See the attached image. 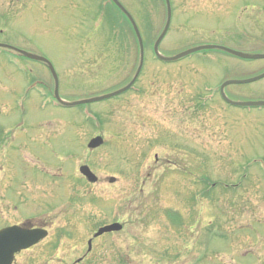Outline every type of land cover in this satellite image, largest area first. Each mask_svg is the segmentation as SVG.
I'll return each mask as SVG.
<instances>
[{
	"label": "rangeland",
	"instance_id": "rangeland-1",
	"mask_svg": "<svg viewBox=\"0 0 264 264\" xmlns=\"http://www.w3.org/2000/svg\"><path fill=\"white\" fill-rule=\"evenodd\" d=\"M119 1L146 44L135 93L84 108H52L45 103V93L53 90L47 69L0 53V125L7 133L19 126L16 133H23L26 144L14 152L11 138L0 142V227L14 220L7 221L15 208H23L21 217H34L33 224L49 231L46 241L13 264H72L85 254L95 226L112 222L123 231L95 239L83 264H264V170L250 161L264 157V108L224 106L216 92L224 80L262 73L264 60L214 51L163 65L151 49L164 26L163 1ZM170 1L162 54L197 45L264 53V0ZM102 4L108 5L106 0H0V42L50 61L66 101L110 92L132 78L139 55L126 23L118 17L112 27L111 18L99 11ZM29 79L37 90L25 96L21 91ZM227 92L239 100L264 101V78ZM201 98L208 103L201 106ZM94 136L104 145L91 151L86 145ZM81 165L98 177L96 185L84 182ZM9 176H15L6 185L10 193L4 188ZM111 177L114 184L108 183ZM202 179L205 196L199 194ZM18 188L26 191L17 198L24 202L15 199L9 208L7 199ZM161 206H174L182 226L159 213ZM198 225L203 230L194 237ZM170 245L174 252L164 260L152 252Z\"/></svg>",
	"mask_w": 264,
	"mask_h": 264
},
{
	"label": "water",
	"instance_id": "water-1",
	"mask_svg": "<svg viewBox=\"0 0 264 264\" xmlns=\"http://www.w3.org/2000/svg\"><path fill=\"white\" fill-rule=\"evenodd\" d=\"M129 19L133 30L135 32V35L137 37L138 40V44H139V51H140V58H139V65L137 68V71L135 73L134 78L131 80V82L124 87L123 89H120L118 91H115L111 94H107V95H103L100 97H96V98H91V99H87V100H83V101H79V102H66L63 101L59 98L58 96V88H57V77L54 73V70L51 66V64L44 58L36 56V55H32L23 51H19L20 54L24 55L27 58H30L32 60H36V61H41L44 62L48 65L49 69L51 70L53 77H54V81H55V89H54V96L56 98V100L59 102V104H61L64 107H74L80 104H85V103H92V102H97V101H101L104 99H108L111 98L113 96H116L118 94H121L122 92L126 91L136 80L138 74L141 71L142 65H143V44H142V40L140 37V33L136 27V24L134 23V21L132 20V18L129 16V14L123 9V7L118 3L117 0H111ZM166 4H167V20H166V24L164 26L163 31L161 32V34L159 35V37L156 39L154 46H153V52L155 54V56L162 62H174L179 60L182 57H185L191 53H194L196 51L199 50H212V49H217V50H221L224 52H227L229 54H232L236 57H239L241 59H246V60H254V59H261L264 58V55H249V54H243L240 52H236L224 47H220V46H201V47H197V48H192L189 49L187 51H184L182 53H179L175 56L172 57H166L161 55L158 52V46L160 44V42L162 41V39L164 38L168 27H169V23H170V8H169V3L168 0H166ZM264 77V74L253 78V79H248V80H243V81H226L221 85L220 88V92L222 95V98L224 99L225 102H227L230 105L233 106H238V107H264V102H234L229 100L225 94H224V88L230 84H244V83H249V82H253L255 80H258L260 78ZM102 144V140L99 137H96L94 139H92L88 145V147L90 149L96 148L99 145ZM80 172L82 173V175H84L88 181L90 182H95L96 181V177L89 171V169L87 167H82L80 169ZM111 182H113V180H110ZM121 227L117 224H113L110 226H106L101 228L98 231V235L105 233V232H111V231H117L119 230ZM43 236H45V233L42 231H35V230H24V229H18L16 227L13 228H7L4 230L0 231V264H9L11 261V258L13 256V254L17 251H19L22 248H27L31 245H33L34 243H36L40 238H42Z\"/></svg>",
	"mask_w": 264,
	"mask_h": 264
},
{
	"label": "flooded vegetation",
	"instance_id": "flooded-vegetation-1",
	"mask_svg": "<svg viewBox=\"0 0 264 264\" xmlns=\"http://www.w3.org/2000/svg\"><path fill=\"white\" fill-rule=\"evenodd\" d=\"M13 131L15 132V134H18V135L19 134H23V133H16L17 131L15 129H13ZM9 135H10V133H9ZM18 173H22V177H23V181H22V179L18 180V181H22V183L24 184L25 183V180H24L25 178H24V175H23L24 174V169L23 168L20 169ZM20 189L22 190L23 188H18L17 189L18 191H16V193H14V194H16L17 197L21 198L23 196V194L25 193V190L20 191Z\"/></svg>",
	"mask_w": 264,
	"mask_h": 264
},
{
	"label": "trees",
	"instance_id": "trees-1",
	"mask_svg": "<svg viewBox=\"0 0 264 264\" xmlns=\"http://www.w3.org/2000/svg\"><path fill=\"white\" fill-rule=\"evenodd\" d=\"M127 22V21H126ZM128 24V23H127ZM112 27H114L113 25H112V22H111V24H110ZM128 26H129V24H128ZM129 28H130V26H129ZM111 30V29H110ZM175 220H177V218H175ZM178 221V220H177ZM181 222V221H180Z\"/></svg>",
	"mask_w": 264,
	"mask_h": 264
}]
</instances>
